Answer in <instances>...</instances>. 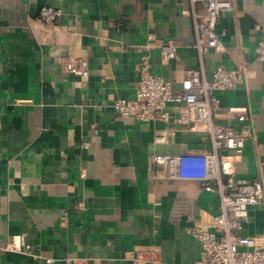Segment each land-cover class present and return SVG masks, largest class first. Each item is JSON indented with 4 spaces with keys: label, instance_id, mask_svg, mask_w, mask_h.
<instances>
[{
    "label": "crops",
    "instance_id": "1",
    "mask_svg": "<svg viewBox=\"0 0 264 264\" xmlns=\"http://www.w3.org/2000/svg\"><path fill=\"white\" fill-rule=\"evenodd\" d=\"M232 2L216 27L226 51H210L205 66L209 76L246 68L241 85L217 91L218 111L248 107L254 135L236 176L264 184V61L256 55L264 0ZM44 6L63 16L43 23ZM189 8V0H0V264H134L149 246L161 264L201 257L186 229L217 214L219 197L197 181L157 178L152 155L210 150L208 135L112 107L134 97L145 61L174 91L199 67L193 21L182 14ZM81 59L86 78L66 70ZM219 123L242 128L224 116ZM161 130L176 134L157 144ZM263 231L264 201L249 208L243 234ZM20 235L28 253L7 249Z\"/></svg>",
    "mask_w": 264,
    "mask_h": 264
},
{
    "label": "built area",
    "instance_id": "2",
    "mask_svg": "<svg viewBox=\"0 0 264 264\" xmlns=\"http://www.w3.org/2000/svg\"><path fill=\"white\" fill-rule=\"evenodd\" d=\"M190 8L182 10L190 16L195 31L193 45L199 67L190 72L181 88L174 91L163 78L150 71L145 61L140 69L134 97L117 98L112 107L122 117L141 122H174L188 130L202 131L211 142L210 150L184 153H155L152 161L160 169L156 177L179 181H197L201 187L219 197V211L215 215L203 213L187 227V233L201 243V257L194 264H264V231L258 235L243 234L244 220L249 208L264 201V184L260 179L247 180L236 176V158L242 156L246 142L254 135L250 111L245 106H231L225 113L218 111L217 91L235 89L246 79V68L234 70L218 68L207 74L208 53H224L226 46L217 33L219 19L233 9L232 0H189ZM63 16L62 9L44 6L39 13L43 23H55ZM149 35V39H154ZM167 57L174 55V47H163ZM257 58L264 61V39L256 47ZM66 70L88 77L86 59L70 62ZM174 105V109L170 108ZM221 116L242 123L240 130L219 123ZM176 130H161L154 136L157 144L169 142L168 135ZM28 253L30 245L24 235L15 237L7 249ZM134 264H161L158 250L149 246L137 254Z\"/></svg>",
    "mask_w": 264,
    "mask_h": 264
}]
</instances>
